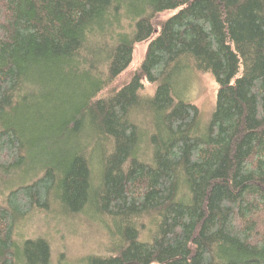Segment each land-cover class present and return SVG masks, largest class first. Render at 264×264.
<instances>
[{"label":"trees","instance_id":"1","mask_svg":"<svg viewBox=\"0 0 264 264\" xmlns=\"http://www.w3.org/2000/svg\"><path fill=\"white\" fill-rule=\"evenodd\" d=\"M184 63L219 84L205 135ZM0 184V264H49L13 235L53 205L116 226L89 264H264V0H0Z\"/></svg>","mask_w":264,"mask_h":264},{"label":"rangeland","instance_id":"2","mask_svg":"<svg viewBox=\"0 0 264 264\" xmlns=\"http://www.w3.org/2000/svg\"><path fill=\"white\" fill-rule=\"evenodd\" d=\"M147 46L148 42L137 46L133 63L127 72L128 76L142 61ZM144 84L147 86L146 94L153 96L155 85L152 87L147 81ZM173 89L175 98L192 102L199 108L198 134L205 135L216 107L219 91L216 78L211 73L196 72L184 63L173 77ZM148 117L150 121L153 120L151 115ZM142 125L146 130H152L149 122L144 121ZM0 186L3 193L11 190L3 188L2 184ZM115 227L112 221L93 206L73 215H64L61 206L53 205L50 208H43L42 212L20 219L16 223L13 237L17 253L19 248L23 249L26 240L43 237L51 244L49 264H89L91 258L109 253V246L121 240V235L113 234ZM140 241L151 242L149 231L145 232ZM20 264H25L23 259Z\"/></svg>","mask_w":264,"mask_h":264}]
</instances>
